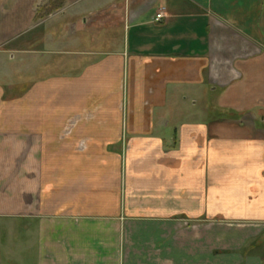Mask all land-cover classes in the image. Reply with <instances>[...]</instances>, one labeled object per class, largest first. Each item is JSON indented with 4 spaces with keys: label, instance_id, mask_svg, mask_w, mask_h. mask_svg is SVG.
I'll list each match as a JSON object with an SVG mask.
<instances>
[{
    "label": "crops",
    "instance_id": "0c3cea01",
    "mask_svg": "<svg viewBox=\"0 0 264 264\" xmlns=\"http://www.w3.org/2000/svg\"><path fill=\"white\" fill-rule=\"evenodd\" d=\"M0 264H264V0H0Z\"/></svg>",
    "mask_w": 264,
    "mask_h": 264
},
{
    "label": "rangeland",
    "instance_id": "374dc122",
    "mask_svg": "<svg viewBox=\"0 0 264 264\" xmlns=\"http://www.w3.org/2000/svg\"><path fill=\"white\" fill-rule=\"evenodd\" d=\"M60 6V4L59 3H54V4H52L51 5V7H50V9H54V8H58ZM185 225H179L180 226V228H182V229H180V232H185V231H187L186 229L188 228V230H189V232H190V224H188V223H184Z\"/></svg>",
    "mask_w": 264,
    "mask_h": 264
},
{
    "label": "built area",
    "instance_id": "2783aa9c",
    "mask_svg": "<svg viewBox=\"0 0 264 264\" xmlns=\"http://www.w3.org/2000/svg\"><path fill=\"white\" fill-rule=\"evenodd\" d=\"M162 17H163L162 14H159V15L157 16L156 21L159 22V21L162 19Z\"/></svg>",
    "mask_w": 264,
    "mask_h": 264
}]
</instances>
